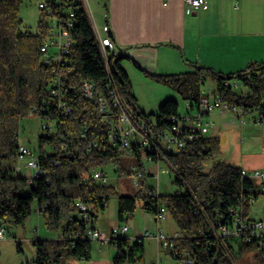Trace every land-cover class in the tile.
Returning <instances> with one entry per match:
<instances>
[{
    "label": "trees",
    "instance_id": "1",
    "mask_svg": "<svg viewBox=\"0 0 264 264\" xmlns=\"http://www.w3.org/2000/svg\"><path fill=\"white\" fill-rule=\"evenodd\" d=\"M20 1L0 0V224H22L36 207L44 224L48 228H60L61 235L33 240L34 264L89 260L93 239L86 236V224L74 202L79 199L90 205V216L95 220V213L103 210L110 195L116 192L112 185L94 179L91 169L96 167L103 172V166L118 160L122 149L118 141L109 140V125L99 114V97L109 103L112 99L107 93L108 75L131 119L144 121L155 134L170 128L172 121L168 116L178 115V102L167 98L159 103L155 113L139 109L127 74L120 66L121 56L108 53L107 70L81 2L60 0L72 7L78 6L71 28L73 44L69 54L72 87L66 101L70 111L64 113L46 92L49 66L39 51L47 34L45 11L40 8L35 32L22 30L18 15ZM82 77L94 83L92 99L85 98L80 91ZM152 78L175 89L183 100L193 105L198 102L201 85L212 79L215 82L213 94L228 104L264 111V60L249 63L229 74L209 66L193 65V69L186 72L154 74ZM233 79L249 93L237 94L226 84ZM41 106L47 109L42 110ZM110 109L117 115V106L111 105ZM30 114L44 120L41 128L47 131L37 136L35 156L40 173L31 178L15 171L13 164H2V161L15 159L21 143L19 121ZM50 124H53L52 131ZM217 147L216 136L198 134L183 147L154 156L169 163L174 172L172 182L182 191L159 194L141 182L134 192L117 194V219L125 221L137 207L155 214L162 204L177 226L174 246L186 253L192 264H236L229 241L236 237L222 236L219 227L231 221V209H241L247 215L249 198H255L264 190L256 187L252 178L241 175V167L235 164L217 161L208 172H203V160ZM129 148L139 155L136 143ZM141 165L139 162L138 167ZM102 201L106 204L102 205ZM237 239L240 254L251 253V264H264L262 249L253 241ZM142 241L131 239L126 233L110 235L108 242L115 249L111 264L142 260ZM169 251L174 256L173 250Z\"/></svg>",
    "mask_w": 264,
    "mask_h": 264
},
{
    "label": "crops",
    "instance_id": "2",
    "mask_svg": "<svg viewBox=\"0 0 264 264\" xmlns=\"http://www.w3.org/2000/svg\"><path fill=\"white\" fill-rule=\"evenodd\" d=\"M84 5L92 28L101 37L108 35L113 43L111 52L121 56L120 66L127 74L132 94L139 83H155L154 74L186 72L193 65L229 74L264 60V0H203L200 6L189 10L183 0H86ZM211 113L208 117L213 119ZM235 119L245 123V118L242 121L235 116ZM131 216L130 238L157 227L169 236L178 233L177 228L168 232L163 223L165 214L156 219L153 213L140 208ZM110 230L105 234L98 231L107 239ZM149 238L155 239L143 238V251L147 250L144 242ZM106 244L110 243L99 239V253L105 250L113 257L114 247ZM156 244L161 247L157 240ZM85 262L89 260L70 264Z\"/></svg>",
    "mask_w": 264,
    "mask_h": 264
},
{
    "label": "rangeland",
    "instance_id": "3",
    "mask_svg": "<svg viewBox=\"0 0 264 264\" xmlns=\"http://www.w3.org/2000/svg\"><path fill=\"white\" fill-rule=\"evenodd\" d=\"M40 0H21L18 5V15L21 18L20 28L35 32L39 21L40 8L38 7ZM95 20V14H93ZM90 19V18H89ZM46 20V19H45ZM91 22V20H90ZM96 22V20H95ZM92 23V22H91ZM57 30V29H56ZM55 47L51 46L49 51L52 53ZM244 90L239 85L238 91ZM201 91L208 94L210 99L215 91V82L207 79L201 85ZM133 95L139 109H143L146 113H155L158 104L171 98L178 102V112L184 113L186 103L180 94L168 85L155 81L153 84L139 83ZM255 115V114H253ZM245 114V123L241 124L235 115L228 110L215 109L210 116L214 119L213 127L205 134L207 136H216L218 138V147L213 153L207 156L202 162V171L208 172L211 166L217 161H224L235 164L245 169H264V122H254V116ZM233 119V121H232ZM42 120L38 115H27L19 121V141L26 145L36 154V139L39 134H46L47 131L41 128ZM53 124H50V131ZM138 135L130 136L131 140H136ZM145 155L142 147H139V155H135L130 148H122L115 162H109L103 166L104 175L107 183L115 188V192L110 195L107 204L103 210L96 213L95 227L102 233H106L108 229L127 224L129 226L127 235H132L131 222L132 213L127 216V221L118 220L115 216L117 194H130L134 192L141 182L153 187L154 191L159 194H172L178 191L177 185L172 180L174 172L169 163L164 158L156 161H145ZM14 162L21 166L19 174L26 176L33 172L32 168L25 167L24 159H13L11 161H2L4 165H11ZM141 162L142 167H138ZM135 166L139 169L141 176L138 185L131 184L130 167ZM161 167L165 168L164 172H160L158 176L155 171ZM148 170L153 173H148ZM256 187H259V181L253 178ZM254 198V196H253ZM140 209L137 207L134 211ZM165 223L168 232L172 228H177L175 221L171 215L164 210ZM247 216L255 219L264 220V193L255 195V198L249 202L247 207ZM128 222V223H127ZM6 238L0 239V264H34L35 247L33 240L37 238H56L61 235L60 228H48L43 221L41 215L38 214L37 208L33 207L30 215L22 224H4ZM232 252L235 256L236 264H251V253L242 255L238 252L237 238H231ZM99 239H93L91 242V256L89 262L83 264H111L110 254L107 255L105 250L103 253L98 251ZM147 250L143 251V259L128 264H176V259L171 255L169 249L157 247L156 240L153 238L145 239L144 242ZM113 247L111 244H106ZM106 248V246H105ZM159 249V250H158ZM114 253V248L112 249ZM112 253V255H113ZM110 258V260H109ZM76 260L67 261L75 262Z\"/></svg>",
    "mask_w": 264,
    "mask_h": 264
},
{
    "label": "built area",
    "instance_id": "4",
    "mask_svg": "<svg viewBox=\"0 0 264 264\" xmlns=\"http://www.w3.org/2000/svg\"><path fill=\"white\" fill-rule=\"evenodd\" d=\"M81 6L85 9L86 0H79ZM186 10L192 7H198L202 4L203 0H183ZM38 7L45 11L47 34L44 41L39 46V51L42 60L49 66V77L46 83V92L55 101L56 107L62 110L64 113L70 111V107L67 104L66 96L71 84V63L70 57L71 46L73 44V38L71 28L73 21L75 20V12L78 6H70L66 1L45 0L38 1ZM86 11V10H85ZM57 29V30H56ZM93 29V28H92ZM94 37L98 43L101 55L106 69L107 66V54L113 51V43L108 35L103 37L99 36L93 29ZM55 47L51 53L50 47ZM108 90L107 93L111 96V102H107L102 96L99 97V114L104 123L109 125L108 138L112 143L118 141V145L121 148H129L131 144L136 143L139 147H142L145 159L147 161H157L153 157L162 156L168 149L180 148L188 141H191L197 137L198 134H206L208 130L213 127V119L208 117L215 109L228 110L232 112L236 117L244 120V115H253V121L262 123L264 122V111L260 112L257 109L246 110L240 105H230L218 96L213 94V98L210 99L208 94L201 91L198 102L196 104H190L189 101H185L186 107L184 113H178L177 116L171 115L168 118L172 121L170 128L163 130L158 134L153 133L151 128L141 120L131 119V116L122 105L120 99L116 94L115 87L112 85L108 75ZM239 95H247L249 91L237 80L233 79L227 82ZM239 85L244 87V90H239ZM79 86L82 95L87 99H92L94 96V83L86 77L79 79ZM117 106L118 113H111L110 106ZM40 109L46 110V106H41ZM138 135L136 140H131L130 136ZM149 152V153H147ZM17 159H24L25 167L33 169V172L28 177H33L40 173L37 165V157L35 154L24 144L19 143L17 148ZM14 170L20 171L21 166L16 162L13 163ZM166 169L161 167L157 169L155 175L158 176L160 172H164ZM241 175L255 178L259 181L261 190H264V169H244L240 170ZM131 182L134 185L139 184V177L141 173L135 166L130 167ZM91 176L100 181L101 183H107V178L104 173L96 167L91 169ZM254 198L250 197L249 202ZM106 202L102 201V205ZM74 205L79 209L82 219L84 220L85 234L91 239H101L102 241H108L109 238H102L98 229L95 227V220L90 216V205L83 203L79 199H76ZM164 206L158 205V211L154 214L156 219L164 217ZM232 218L229 223L220 225L219 232L222 236L236 237L246 242H254L260 249L264 251V220L250 218L243 213L241 209H231ZM129 227L127 224L114 226L110 230V235L125 234ZM77 236V234L75 235ZM177 234L173 236L167 235L161 228L157 227L154 231L148 229L143 230L141 233L133 235L132 238L143 239L145 237H154L160 246L173 250L174 257L177 259L178 264H192L190 257L182 252L178 251L174 246L173 238L177 237ZM110 237V236H109ZM6 238L5 228L0 224V239Z\"/></svg>",
    "mask_w": 264,
    "mask_h": 264
}]
</instances>
